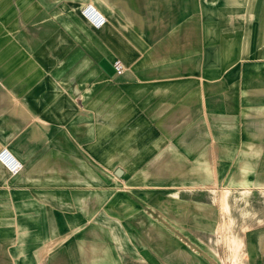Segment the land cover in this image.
Segmentation results:
<instances>
[{"label":"crops","instance_id":"crops-1","mask_svg":"<svg viewBox=\"0 0 264 264\" xmlns=\"http://www.w3.org/2000/svg\"><path fill=\"white\" fill-rule=\"evenodd\" d=\"M249 6L0 0V264H264V89L224 83Z\"/></svg>","mask_w":264,"mask_h":264},{"label":"rangeland","instance_id":"rangeland-1","mask_svg":"<svg viewBox=\"0 0 264 264\" xmlns=\"http://www.w3.org/2000/svg\"><path fill=\"white\" fill-rule=\"evenodd\" d=\"M247 3V0H245ZM259 2L263 3L264 0H248V3H253L254 11H257ZM250 8H253L252 6H249ZM264 13V12H263ZM249 20V23L244 20L241 22L244 24L242 26L244 30L246 27H249L248 32H244V36L246 33H248V48H243L240 44L243 43V40H240L238 43V47H236L235 51L238 53L240 57L244 56V59H241L238 63L234 65L231 69L229 68L228 71H232L235 73L233 79L225 80L224 83L227 81L228 83H234V86H246V79L250 80L251 83H249L248 87H255L259 89H264V15H253V16H246ZM236 20V19H235ZM260 23V21H262ZM242 21V20H241ZM237 25V24H236ZM246 26V27H245ZM253 37V39H251ZM243 50L249 51L247 53H242ZM232 50V54H235ZM248 55V56H247ZM225 65V64H224ZM226 69V66H224V70ZM239 77V79H238ZM238 79V80H236ZM239 82V83H238ZM244 83V84H243ZM239 84V85H237ZM255 110V108H254ZM119 167H114L111 171L113 173L112 179H115L117 181V175H115V172L117 171ZM224 182H229L230 177H223ZM211 179L212 182H215L214 177H207V180ZM218 182V181H217Z\"/></svg>","mask_w":264,"mask_h":264},{"label":"built area","instance_id":"built-area-1","mask_svg":"<svg viewBox=\"0 0 264 264\" xmlns=\"http://www.w3.org/2000/svg\"><path fill=\"white\" fill-rule=\"evenodd\" d=\"M83 19L94 29H101L106 25V17L97 10L92 4H87L82 10ZM115 74L123 75L127 67L120 60L113 63ZM0 163L7 168L11 173H17L21 168V163L7 150H0Z\"/></svg>","mask_w":264,"mask_h":264}]
</instances>
